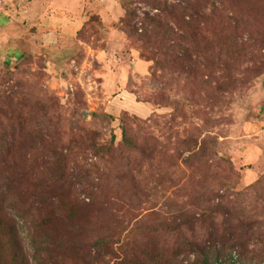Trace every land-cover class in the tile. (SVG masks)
<instances>
[{"label": "rangeland", "instance_id": "1", "mask_svg": "<svg viewBox=\"0 0 264 264\" xmlns=\"http://www.w3.org/2000/svg\"><path fill=\"white\" fill-rule=\"evenodd\" d=\"M0 259L264 264V0H0Z\"/></svg>", "mask_w": 264, "mask_h": 264}, {"label": "trees", "instance_id": "2", "mask_svg": "<svg viewBox=\"0 0 264 264\" xmlns=\"http://www.w3.org/2000/svg\"><path fill=\"white\" fill-rule=\"evenodd\" d=\"M44 195H45L46 197H44V196H42V197L39 196V197L41 198V200H45V199L48 200V199H49V198H48V196H49L48 193H44ZM39 197H38V198H39ZM42 202H44V201H42ZM53 216H54V217H50V218H52V219H47V220H48L49 222H52V223H54V221H57V222H58L59 220H58V217H56V214H55V213H54ZM5 217H6V216H5ZM59 218H60V217H59ZM9 219H10V218L7 216V220H9ZM9 221H10V220H9ZM10 223H12V222L10 221ZM14 227H15V225L12 224V228H13V229H14ZM251 231H252V229H250V232H251ZM254 235H255V234H253V235L251 236V238H253ZM1 261H2V260L0 259V262H1Z\"/></svg>", "mask_w": 264, "mask_h": 264}]
</instances>
